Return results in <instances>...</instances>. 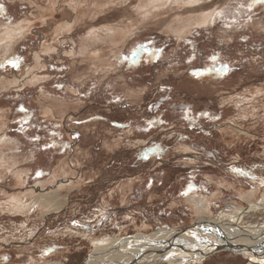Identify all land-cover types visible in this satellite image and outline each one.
Returning a JSON list of instances; mask_svg holds the SVG:
<instances>
[{
    "label": "rangeland",
    "instance_id": "rangeland-1",
    "mask_svg": "<svg viewBox=\"0 0 264 264\" xmlns=\"http://www.w3.org/2000/svg\"><path fill=\"white\" fill-rule=\"evenodd\" d=\"M250 3L0 0V82H15L0 89V264H81L183 230L194 198L212 217L264 201V4ZM47 192L61 208L5 209Z\"/></svg>",
    "mask_w": 264,
    "mask_h": 264
},
{
    "label": "water",
    "instance_id": "water-1",
    "mask_svg": "<svg viewBox=\"0 0 264 264\" xmlns=\"http://www.w3.org/2000/svg\"><path fill=\"white\" fill-rule=\"evenodd\" d=\"M257 204L256 207L250 205L246 210L242 209L244 210L242 214L234 213L231 217H227L220 213L212 219L195 221L183 230H167L174 232V235L160 243L164 250L161 257L163 264H169L173 257L180 254L183 260L187 261L185 264H204L217 257L264 264V201ZM227 207L234 209L236 206L228 205ZM235 216L238 218L235 228H229L226 225H224L225 228L222 227L221 224L227 221L235 226ZM252 218L255 220L250 221ZM162 230L166 229H158L156 232L161 234ZM136 237L137 235L120 238L119 241L129 243ZM179 239L183 242L177 245ZM169 251L174 252V256L167 257ZM88 257L81 264H84ZM143 259L144 255L139 253L136 264H148L147 261L142 263Z\"/></svg>",
    "mask_w": 264,
    "mask_h": 264
},
{
    "label": "bare ground",
    "instance_id": "bare-ground-1",
    "mask_svg": "<svg viewBox=\"0 0 264 264\" xmlns=\"http://www.w3.org/2000/svg\"><path fill=\"white\" fill-rule=\"evenodd\" d=\"M194 3H196V2H194ZM206 21H207V19H203V23H205ZM199 24L201 25V23H199ZM14 83L15 82L13 80H3L0 82V89L5 90V88H7L8 86H11ZM1 90H0V92H1ZM239 102H241V101H239ZM46 113L47 114L50 113V110H47ZM253 116H254V114H253ZM1 125L4 126L5 124L3 125L2 121L0 122V130L2 129ZM12 168H13V166H12ZM24 182H25V179H24ZM24 182H23V179H20V181H19L20 185H22V186L24 185ZM26 196H28V195H26ZM241 196H244L243 198L245 199V202L252 203V205H254V207L258 206V204L256 202L253 203V200L257 198L256 192H251L248 194H242ZM23 197H22V195H13L10 197V199L8 200V203L6 205V208H5L9 214L13 215V214L27 213L29 210H31L33 208V204L39 206L41 208V209H39L40 211L41 210H49V208L52 209V207H55L54 210H56V209L62 207V203L58 204L57 201L55 202V200H57V196H56L55 192H49L48 194H39V196H36L34 193H30V195L28 197L32 198L31 199L32 201L29 204L25 203V201L23 200ZM63 202H64V200H63ZM192 202L195 205L196 210L198 211L197 217L199 219H197L196 221L201 220V219H212V218H214V217H212L210 208H209L208 204L206 203V201L204 200V198H200V199L194 198V199H192ZM243 209L246 210L247 208H243ZM233 210H234V212H236L235 213L236 215L238 213L242 214L244 212V210H242L241 207L240 208L234 207ZM49 211H52V210H49ZM235 217H236L235 226H233V224L230 221H227L226 223L221 224L222 227L225 228L224 225H226L229 228H235L237 226V220H238L237 216H235ZM169 231H171V230H169ZM169 231L162 230L161 234H159V232H156V231L151 233V234H148V235L139 234V235H137V237L135 239H133V241L129 242L128 245H124L122 247L119 246V247H117V250L112 251L111 253H110V251L108 253H105L103 250L106 249V246L104 249V245L102 246L99 243L101 246L99 244H97V245H99V247L95 249V252L92 255H90V257H88V259L85 261L84 264H136L137 255L139 253H142L144 255V259L142 260V263L147 261L148 264H163V260L161 259V257H162V253L164 250L162 248L163 246H161L162 244H160V243L164 242L165 240H169L168 238H170V237H173L174 232L171 233ZM117 240H118V242H120L119 239H117ZM182 242L183 241H181L179 239L177 241V245H179ZM126 244H127V242H126ZM111 246H113V245L111 244ZM111 250H112V248H111ZM161 250H162V252H161ZM169 255L174 256V252H170V251L167 252V257ZM182 257L183 256L181 254L173 257L172 261H170L169 264H185V262H187V261L183 260ZM246 264H254V263L247 261Z\"/></svg>",
    "mask_w": 264,
    "mask_h": 264
},
{
    "label": "snow or ice",
    "instance_id": "snow-or-ice-1",
    "mask_svg": "<svg viewBox=\"0 0 264 264\" xmlns=\"http://www.w3.org/2000/svg\"><path fill=\"white\" fill-rule=\"evenodd\" d=\"M254 4H264V0H251V3L248 5L249 10H251V7H252ZM242 6H243V5H242ZM2 10H3V9L0 8V11H2ZM132 62L134 63L135 61L133 60ZM13 66H16V65L13 64ZM221 69L224 70V71H227V70H228V67H227V65H222V66H221ZM234 171H241V172H242V170H235V169H234ZM244 174H246V173H244Z\"/></svg>",
    "mask_w": 264,
    "mask_h": 264
}]
</instances>
